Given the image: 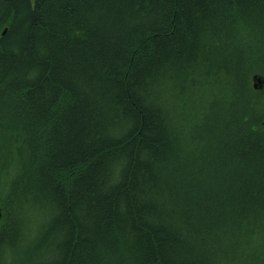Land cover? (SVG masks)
Returning <instances> with one entry per match:
<instances>
[{
	"label": "trees",
	"instance_id": "trees-1",
	"mask_svg": "<svg viewBox=\"0 0 264 264\" xmlns=\"http://www.w3.org/2000/svg\"><path fill=\"white\" fill-rule=\"evenodd\" d=\"M256 78L264 0H0V264H264Z\"/></svg>",
	"mask_w": 264,
	"mask_h": 264
},
{
	"label": "water",
	"instance_id": "water-1",
	"mask_svg": "<svg viewBox=\"0 0 264 264\" xmlns=\"http://www.w3.org/2000/svg\"><path fill=\"white\" fill-rule=\"evenodd\" d=\"M254 87L256 89H262L264 87V80H262L261 78H256Z\"/></svg>",
	"mask_w": 264,
	"mask_h": 264
},
{
	"label": "rangeland",
	"instance_id": "rangeland-1",
	"mask_svg": "<svg viewBox=\"0 0 264 264\" xmlns=\"http://www.w3.org/2000/svg\"><path fill=\"white\" fill-rule=\"evenodd\" d=\"M218 89V88H217ZM219 90V89H218Z\"/></svg>",
	"mask_w": 264,
	"mask_h": 264
}]
</instances>
